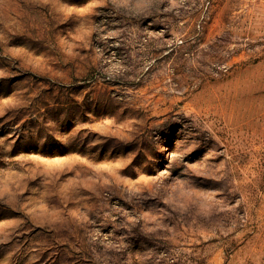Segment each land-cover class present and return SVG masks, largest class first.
<instances>
[{
	"label": "rangeland",
	"instance_id": "374dc122",
	"mask_svg": "<svg viewBox=\"0 0 264 264\" xmlns=\"http://www.w3.org/2000/svg\"><path fill=\"white\" fill-rule=\"evenodd\" d=\"M0 264H264V0H0Z\"/></svg>",
	"mask_w": 264,
	"mask_h": 264
}]
</instances>
